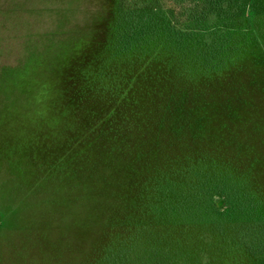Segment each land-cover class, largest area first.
Listing matches in <instances>:
<instances>
[{"label": "rangeland", "instance_id": "1", "mask_svg": "<svg viewBox=\"0 0 264 264\" xmlns=\"http://www.w3.org/2000/svg\"><path fill=\"white\" fill-rule=\"evenodd\" d=\"M109 1L0 0V264H94L112 226L150 245L197 221L221 227L211 258L257 264L232 245L246 225L264 246V51L217 79L167 76L152 44L117 38L126 0L113 33ZM212 192L246 193L254 215H213ZM194 199L201 220L163 213Z\"/></svg>", "mask_w": 264, "mask_h": 264}, {"label": "trees", "instance_id": "2", "mask_svg": "<svg viewBox=\"0 0 264 264\" xmlns=\"http://www.w3.org/2000/svg\"><path fill=\"white\" fill-rule=\"evenodd\" d=\"M127 7L122 10L117 38H122L131 47V40L136 38L142 45L152 44V54L147 68H162L160 72L176 74L196 79H208L224 76L235 69L237 63L247 58L255 48L264 51V0H126ZM109 1L111 25L115 26L116 5ZM103 9L102 11H105ZM263 19V23H262ZM109 25V24H108ZM128 50V49H127ZM145 53L139 56L145 59ZM139 57V58H140ZM211 203L212 213L217 216L247 217L254 212L249 211L250 203L246 193L239 197L230 194L212 192L207 197ZM187 201L185 206L177 207L173 203L163 208L169 216L179 214L185 218L195 214L198 220L205 215L201 206ZM169 206V208H168ZM157 214L159 210H156ZM249 222V220L247 221ZM234 233L235 227L231 226ZM246 225L242 237L233 241L232 247L237 254L241 253V262L252 260L264 264V246L262 250L253 249L248 240L250 233ZM170 241L162 244L168 236L164 231L150 238L155 243L144 245L141 238L150 232L138 227L129 229L112 226L111 237L120 240L109 242L103 256L94 264H237L235 259L228 258L225 262L211 258L208 245L213 238L221 234V227H210L208 222L197 221L194 226L186 227L179 224L171 226ZM196 232L197 239H190L185 233ZM170 234V233H169ZM180 234V235H179ZM127 237L125 239L124 237ZM185 241L180 239L181 237ZM233 238V234L231 235ZM235 237V235H234ZM218 239H224L222 237ZM159 241V242H158ZM203 245V249L199 244ZM264 244V243H263ZM146 246V247H144ZM231 260V261H230Z\"/></svg>", "mask_w": 264, "mask_h": 264}]
</instances>
